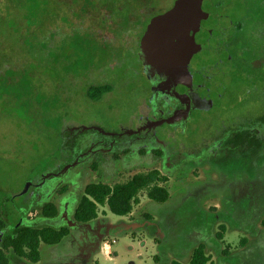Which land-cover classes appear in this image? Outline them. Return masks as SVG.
I'll return each instance as SVG.
<instances>
[{
  "label": "rangeland",
  "instance_id": "obj_1",
  "mask_svg": "<svg viewBox=\"0 0 264 264\" xmlns=\"http://www.w3.org/2000/svg\"><path fill=\"white\" fill-rule=\"evenodd\" d=\"M174 1L0 0V221L70 232L37 264H187L199 245L212 264H264V0H210L235 28L221 101L147 128L140 48ZM151 170L168 177L165 204L140 196L129 217L73 221L86 185Z\"/></svg>",
  "mask_w": 264,
  "mask_h": 264
},
{
  "label": "trees",
  "instance_id": "obj_2",
  "mask_svg": "<svg viewBox=\"0 0 264 264\" xmlns=\"http://www.w3.org/2000/svg\"><path fill=\"white\" fill-rule=\"evenodd\" d=\"M91 99L97 101L96 94L109 91L108 87L99 88ZM91 93V92H90ZM167 175L158 170L138 173L125 182L109 185L106 183L88 184L84 187L82 195L73 213V221L76 224L86 225L95 222L99 218L100 208L117 217H129L135 206L139 204V197L145 196L156 204H165L169 200V192L165 185L168 183ZM25 216L22 218H25ZM41 217L54 219L58 211L54 204L48 203L40 209ZM148 219V217H147ZM264 228V219L261 221ZM9 225L0 221V233ZM66 228L58 230L48 226H34L29 223L17 224L12 227L0 240V264H8L7 252H11L17 260L29 264H37L41 260V248L59 245L69 236ZM171 264H180L172 262ZM187 264H212L210 257L206 256L205 249L199 245L191 255Z\"/></svg>",
  "mask_w": 264,
  "mask_h": 264
},
{
  "label": "water",
  "instance_id": "obj_3",
  "mask_svg": "<svg viewBox=\"0 0 264 264\" xmlns=\"http://www.w3.org/2000/svg\"><path fill=\"white\" fill-rule=\"evenodd\" d=\"M177 0L171 10L175 32L157 47L158 70L165 75L152 87L155 100L162 94H168L181 102L187 101L186 94L170 82L169 72L177 69L196 85H203L212 77H220L227 86L226 76L230 71L219 70L215 66L217 54H227L225 42L233 36L234 25L228 18L221 17L210 0ZM165 16L161 19H165ZM144 45L147 44L146 40ZM146 47V46H145ZM229 66V63H227ZM164 87L169 91L166 92ZM171 93V94H169ZM201 100L205 102L202 104ZM219 104V98L213 102L206 95L199 97L196 109H205L207 105ZM188 108L186 116H188ZM159 125L150 123L147 128ZM8 227L0 233L1 237L9 231Z\"/></svg>",
  "mask_w": 264,
  "mask_h": 264
},
{
  "label": "flooded vegetation",
  "instance_id": "obj_4",
  "mask_svg": "<svg viewBox=\"0 0 264 264\" xmlns=\"http://www.w3.org/2000/svg\"><path fill=\"white\" fill-rule=\"evenodd\" d=\"M184 1L185 0H183L182 2H184ZM174 5H175V3H173L172 6L167 11H164L161 13V14L165 13L164 14L165 19H161L159 21L160 27L158 30H156V33L161 34L160 37H157V35L151 36V38L147 36L148 38L146 39V42H147L146 47H144L143 49L140 48L141 53H140L139 62L141 65L144 66V68H146V72H150L153 75L151 77V79H153V85L156 82L160 81L161 76L165 75V73L162 74L158 70L159 58L157 55V47L159 44L165 42L168 38H170V36H172L175 32V27L173 24L174 18H172V15H171V10L173 9ZM214 8L221 17H224L223 15L220 14L219 10L217 9V7L215 5H214ZM224 18H226V17H224ZM234 35H235V28H234V32H233V36ZM231 38H229L225 42V45H224V47L227 51V54L225 55V54L220 53V54L216 55L215 66L219 70H223V69L229 70L230 75L232 76V69H233L234 63H233L232 59L230 60L231 53H230V50L228 48V45H229ZM149 43H151V44H149ZM151 47L153 49H151ZM227 63H229V66H227ZM173 73L174 74L178 73L182 77H184L187 81L188 87L187 88L182 87L179 84H177L176 82H174L172 79ZM169 79H170V82L173 85H175L181 91L182 94H186L187 101L185 100V102H181L179 100H175V98L172 97L171 95L162 94V93H160V96L155 100V97L152 93V88H153L152 87L151 88V96H152V100H153V109H154V115L155 116L153 117L152 120H150V122L159 123L158 126L163 125V124L171 126V127L172 126H175V127L185 126L190 119L189 116H191V114L194 111H196V110L205 111L210 106V105H207L205 107V109H196L195 108V104L198 102L199 97H201V95L206 94L211 99V101H213V102H215L218 98H219V101H221L220 99H221V97L224 93V90L226 88V87H224V82L220 77H217V78L212 77L208 82L204 83L201 86V85H196L195 83H193V81L190 78L185 77L177 69H171V71L169 72ZM215 84H217V85H215ZM99 88H103V87H93V88L90 87L85 96H88L90 98L91 97L90 95L91 94L93 95L95 92H97L96 90ZM164 89L166 92H169L165 87H164ZM108 92H105L104 95ZM169 94H171V93H169ZM204 102H205L204 100H201L202 104ZM187 108H188V113H189L188 116H186ZM151 130H153V128ZM151 130H149V131L151 132ZM147 137L148 138H146V137L144 138L145 142H146V140L147 141L152 140V138L150 136H147ZM134 142H136V141H134Z\"/></svg>",
  "mask_w": 264,
  "mask_h": 264
}]
</instances>
